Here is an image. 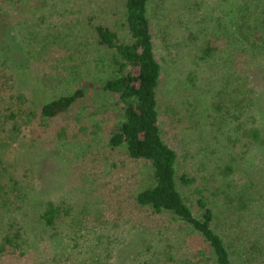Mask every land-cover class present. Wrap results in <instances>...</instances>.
Segmentation results:
<instances>
[{"label": "rangeland", "instance_id": "obj_1", "mask_svg": "<svg viewBox=\"0 0 264 264\" xmlns=\"http://www.w3.org/2000/svg\"><path fill=\"white\" fill-rule=\"evenodd\" d=\"M121 9L122 0H0V244L18 235L0 264L194 260L196 237L133 207L148 165L108 143L119 109L102 88L111 68L90 21L116 24ZM147 9L161 132L177 174L192 179L179 190L192 208L205 197L239 264L244 244L264 243V142L245 135L257 126L264 136V0H150ZM76 89L84 96L67 111L39 117ZM48 202L60 208L53 225L41 218Z\"/></svg>", "mask_w": 264, "mask_h": 264}, {"label": "trees", "instance_id": "obj_2", "mask_svg": "<svg viewBox=\"0 0 264 264\" xmlns=\"http://www.w3.org/2000/svg\"><path fill=\"white\" fill-rule=\"evenodd\" d=\"M149 1L122 0L121 15L116 24H92L90 21L92 37L98 46L107 51L111 68L102 88L116 99L115 104L119 109V122L111 132L108 143L113 148L123 147L129 157L142 160L149 167L148 183L133 197V207L164 215L180 230L196 237L194 260L190 262L186 258L183 263L234 264L233 253L213 225L214 211L208 201L204 196H199L192 208L179 190L180 183L188 184L192 179L185 174H177V153L164 139L159 124L157 90L162 69L154 52L147 9ZM242 39L245 43H251L249 35ZM83 96V90L76 89L47 101L39 109V117L52 119L61 115ZM260 130L257 126L248 128L245 135L254 141L264 142ZM2 188L3 184L0 183V191ZM242 196L240 201L245 203L246 198ZM59 212L58 206L48 202L41 218L45 224L53 225ZM17 236L16 233L4 236L0 255L5 253L7 245H16ZM262 239L255 237L242 246L244 253L240 252L238 256L239 264L264 263ZM173 258V254H167V259Z\"/></svg>", "mask_w": 264, "mask_h": 264}]
</instances>
